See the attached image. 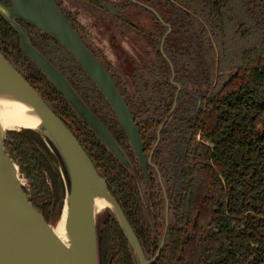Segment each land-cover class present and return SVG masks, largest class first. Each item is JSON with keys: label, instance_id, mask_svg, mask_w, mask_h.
Instances as JSON below:
<instances>
[{"label": "flooded vegetation", "instance_id": "flooded-vegetation-1", "mask_svg": "<svg viewBox=\"0 0 264 264\" xmlns=\"http://www.w3.org/2000/svg\"><path fill=\"white\" fill-rule=\"evenodd\" d=\"M54 1L65 17L72 20L77 30L69 23L77 33H81L85 45L104 66L122 96L138 130L142 144L144 168L131 148L126 134L110 105L75 60L63 49L73 61L70 62L78 76L77 79L82 80L83 78L86 82V88L96 97L99 114L95 113L83 100L80 93L74 88L71 79L68 78L69 75L74 76L75 73L69 69H60L57 62L53 61V57L57 53L53 52L52 42L47 38V35L44 36L22 19L15 18L13 19L14 22L25 31L27 43L62 73L78 96L118 143L125 154L129 167L122 165L109 152L90 127L79 119L57 89L35 67L20 46L18 30L4 18L1 12L2 8L11 5V0H0V53L16 67L36 92L43 98L53 100H51V103L54 105L55 110L71 126L72 131L80 139L90 142L88 147L95 148L92 146L95 141L89 138V134H91L106 149L107 154L112 156L117 163L116 165L119 164L122 167L123 172L119 173L117 166L111 160H108V163H110L109 165L106 163V165L109 169L113 168L112 173L114 176L113 174L109 176V182L106 178L100 177L105 181L107 189L113 192L116 189L111 183L112 177H114L117 187L119 186L128 196V201L133 206L132 212L136 215L134 227L130 225L125 212L112 195L131 228L144 257L147 260L153 258L150 264H154L168 244L170 230L176 226L174 213L183 195L180 182L182 175L186 173L190 153L198 143L206 144L200 139L199 132L194 134V130L205 100L216 89L217 82L222 75L216 69L219 43L223 39L224 42L228 41L231 50L240 54L251 50L254 46L256 49L263 51L264 0H230L229 4L223 2V0H194L196 4H202V6L197 5V8L193 9H188L174 0H102L103 9L107 10L108 13L82 0L107 19H112L122 34L130 30H136L146 37L147 49H143V46L139 43L135 44L134 55L129 57L123 55L129 65L128 72L116 67L109 56L100 47L95 46L96 44L93 41L90 42L91 44L87 43L86 40L91 37V34L87 32L88 24L81 23L78 10L72 11L66 8L64 0ZM173 4L178 8L175 15L172 14L170 6ZM121 5L126 6L125 11L118 8ZM116 16H125V18H128V23L123 24L116 21ZM138 16L147 19L149 29L140 24L137 20ZM222 23L225 24V27L223 31H220ZM199 35L201 37L206 36L210 46L208 44L202 45ZM176 39H183L182 41L185 43L182 41L181 43L186 44L183 45L186 49L185 52L181 53L180 50L179 53H175L174 44ZM172 41L175 43H172ZM113 42L117 43L116 40H113ZM136 46L139 47L138 51H136ZM245 56L249 57V54L246 53ZM141 59H147L150 62L149 64L153 65L156 62L151 75L158 73L160 67L165 72L166 78H164V86L156 82L157 79L153 76V82L148 86H144L140 77L136 74L134 105L130 101L127 88L129 89L130 86L133 64L134 62L139 63ZM180 62L182 65H180ZM211 65L212 72L209 68ZM225 75H228V73L225 72ZM66 106L70 111L64 110ZM63 113L68 116H64ZM5 132L7 137V133L11 131ZM113 133L122 135L120 141L128 144L130 154L129 150L124 149L121 143L118 142ZM19 177L22 189L31 202L27 180L20 173ZM154 205L158 206V213H155V218L158 221L155 223L152 222L154 218L152 213L155 212ZM118 226L129 245L125 233L119 224Z\"/></svg>", "mask_w": 264, "mask_h": 264}, {"label": "trees", "instance_id": "trees-1", "mask_svg": "<svg viewBox=\"0 0 264 264\" xmlns=\"http://www.w3.org/2000/svg\"><path fill=\"white\" fill-rule=\"evenodd\" d=\"M85 1L107 12L103 9L102 0ZM174 1L188 9L202 6L194 0ZM223 2L229 4L230 0ZM170 6L175 15L178 8L174 4ZM118 8L125 11L126 6ZM67 20L77 30L72 20L68 17ZM115 20L128 23L125 16H116ZM224 27L222 23L220 31ZM47 38L52 42L53 52L57 53L53 61L60 69L75 73L70 56L52 38ZM199 39L202 45L210 46L206 36L199 35ZM182 40L172 41L175 53L186 51ZM246 53L249 57L245 56ZM212 61L214 63L213 58ZM149 63L147 59H141L133 64L127 93L134 105L136 74L144 86L153 82L152 76L164 86L165 72L159 67L158 73L151 75L156 62L154 65ZM209 68L212 72V65ZM216 69L222 73L217 82L218 88L205 100L194 130V134L199 132L200 139L206 144L198 143L190 153L186 173L180 182L183 195L174 213L176 226L170 230L168 244L154 264H264V49L261 51L254 46L240 54L231 50L230 43L223 39L219 43ZM77 77L76 73L68 76L83 100L99 114L96 97L86 88L85 80ZM44 99L74 134L98 175L109 182L113 168L109 169L106 163L109 165L108 160H111L116 165V161L89 133V138L95 141L92 145L95 148L88 147L90 142L80 139L72 131L55 110L51 103L53 100ZM64 110L70 111L67 106ZM113 134L121 143L122 135ZM121 145L128 149L126 142ZM4 150L26 178L32 205L47 223L53 222L61 209L64 195L56 157L42 139L29 130L8 132ZM116 166L122 173V167L119 164ZM111 183L116 189L114 192L108 189L109 193L115 197L134 227L136 215L132 212L128 196L117 187L114 177ZM154 208L152 222L155 223L158 221L155 218L158 206L154 205ZM96 235L99 264H136L112 213L107 212L97 225Z\"/></svg>", "mask_w": 264, "mask_h": 264}, {"label": "water", "instance_id": "water-1", "mask_svg": "<svg viewBox=\"0 0 264 264\" xmlns=\"http://www.w3.org/2000/svg\"><path fill=\"white\" fill-rule=\"evenodd\" d=\"M4 18L18 30L20 46L35 67L63 96L76 115L87 124L109 152L129 167L124 152L98 118L78 96L68 80L43 55L27 43L25 31L13 19H22L41 34L55 40L77 63L110 105L127 140L142 166V144L138 130L111 76L87 48L54 0H11L1 9ZM0 91L25 100L40 120L36 133L58 161L57 171L64 195L59 213L47 223L30 202L20 183L19 170L4 150L6 132L0 135V264H99L97 250L98 219L112 213L125 233L136 264H150L127 224L105 181L98 175L87 154L67 126L56 116L42 96L0 53ZM14 130V131H20ZM144 168V166H143ZM100 197L110 206L94 213L93 200ZM66 209V222L74 237L71 254L54 235L51 226Z\"/></svg>", "mask_w": 264, "mask_h": 264}, {"label": "rangeland", "instance_id": "rangeland-1", "mask_svg": "<svg viewBox=\"0 0 264 264\" xmlns=\"http://www.w3.org/2000/svg\"><path fill=\"white\" fill-rule=\"evenodd\" d=\"M64 4L66 8L80 12V21L83 24H88L89 31L87 30V32L91 34V37L86 40L87 43L91 44L90 42L93 41L96 44H94L95 46L100 47L109 56L116 67L128 72L129 65L123 55L125 54L128 57L134 55L135 44L140 43L143 49H147L148 43L145 36H142L136 30H130L122 34L112 19H107L82 0H64ZM137 20L149 29L145 17L138 16ZM113 40H116L117 43L115 44ZM138 50L139 47L136 46V51ZM103 219L104 215L98 219V222L100 223Z\"/></svg>", "mask_w": 264, "mask_h": 264}, {"label": "bare ground", "instance_id": "bare-ground-1", "mask_svg": "<svg viewBox=\"0 0 264 264\" xmlns=\"http://www.w3.org/2000/svg\"><path fill=\"white\" fill-rule=\"evenodd\" d=\"M39 125L40 120L25 100L15 94L0 91V135L4 131H14L22 128L37 129ZM109 206L110 204L103 198L95 197L93 200L95 214L100 213ZM51 228L59 242L71 254H75L74 237L66 222L65 208Z\"/></svg>", "mask_w": 264, "mask_h": 264}]
</instances>
